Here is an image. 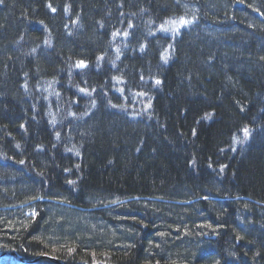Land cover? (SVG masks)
I'll return each mask as SVG.
<instances>
[{"label":"trees","instance_id":"trees-1","mask_svg":"<svg viewBox=\"0 0 264 264\" xmlns=\"http://www.w3.org/2000/svg\"><path fill=\"white\" fill-rule=\"evenodd\" d=\"M6 251L264 264V0H0Z\"/></svg>","mask_w":264,"mask_h":264},{"label":"bare ground","instance_id":"bare-ground-1","mask_svg":"<svg viewBox=\"0 0 264 264\" xmlns=\"http://www.w3.org/2000/svg\"><path fill=\"white\" fill-rule=\"evenodd\" d=\"M192 20L196 21V17L193 16L190 19V15L188 13L184 12L182 14V18L180 20H178V22H176L175 25L173 24L174 26H172L171 29L178 28V29L181 30V32H184V31L188 30L189 27L187 25H188V23H191ZM199 20H200V18L198 17V21ZM204 28H205L204 25H200V30L201 31H203ZM193 32H195V30H193L191 33H193ZM197 34L200 35L199 32ZM210 35H212V34H210ZM210 200L216 201V199H210ZM123 202L127 203V201H123ZM54 203H56V204H53V206L59 204L57 202H54ZM57 206L58 207H62V206H59V205H57ZM212 239H215V237H212ZM45 257H50L52 259L57 260L58 262H61L56 257H54V256L52 257V256H49V255H44L43 257H40V258H37V259L28 260V259H25L20 254H18L16 251H6V252L0 254V264H8V263H11V262H16L18 264H37L40 260H48V261L54 262L53 260L46 259ZM61 263L65 264L63 262H61ZM55 264H57V263H55Z\"/></svg>","mask_w":264,"mask_h":264},{"label":"rangeland","instance_id":"rangeland-1","mask_svg":"<svg viewBox=\"0 0 264 264\" xmlns=\"http://www.w3.org/2000/svg\"><path fill=\"white\" fill-rule=\"evenodd\" d=\"M51 212H53V211H57V212H59V211H61L62 213L63 212H67L66 211V207H58L57 205H54L53 207H51ZM70 211V210H69ZM76 213V212H75ZM79 213H81V212H79ZM79 213H77V214H79ZM84 213H81V214H79V215H83ZM86 216H84V218H85ZM85 219L83 220V218L81 219V221L79 222V223H77V224H82V226H85ZM101 227V225H99V228Z\"/></svg>","mask_w":264,"mask_h":264},{"label":"water","instance_id":"water-1","mask_svg":"<svg viewBox=\"0 0 264 264\" xmlns=\"http://www.w3.org/2000/svg\"><path fill=\"white\" fill-rule=\"evenodd\" d=\"M46 259H49V260H53L55 263H57V264H62L61 262H58L57 260H55V259H52V258H50V257H45Z\"/></svg>","mask_w":264,"mask_h":264}]
</instances>
